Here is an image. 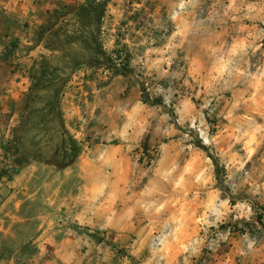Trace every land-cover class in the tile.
<instances>
[{
	"label": "rangeland",
	"instance_id": "1",
	"mask_svg": "<svg viewBox=\"0 0 264 264\" xmlns=\"http://www.w3.org/2000/svg\"><path fill=\"white\" fill-rule=\"evenodd\" d=\"M45 1L0 0V264H264V0Z\"/></svg>",
	"mask_w": 264,
	"mask_h": 264
},
{
	"label": "trees",
	"instance_id": "2",
	"mask_svg": "<svg viewBox=\"0 0 264 264\" xmlns=\"http://www.w3.org/2000/svg\"><path fill=\"white\" fill-rule=\"evenodd\" d=\"M108 2V0H105L104 2H103V9L106 7V3ZM11 47L12 48H15L16 47V44H12L11 45ZM119 58H121V53H119L118 51H115V53L113 54V56L112 57H109V59H110V61H115L116 59H119ZM144 103H146L147 101H145V100H142ZM224 168L222 167V166H220V167H216L215 169H214V173H215V178L217 179V180H219L220 179V175H224ZM256 221L258 222V223H260V224H262V215H257L256 216ZM221 228L223 229V228H225V226L224 225H221Z\"/></svg>",
	"mask_w": 264,
	"mask_h": 264
},
{
	"label": "crops",
	"instance_id": "3",
	"mask_svg": "<svg viewBox=\"0 0 264 264\" xmlns=\"http://www.w3.org/2000/svg\"><path fill=\"white\" fill-rule=\"evenodd\" d=\"M48 2H49V0L45 1L44 4L47 6ZM8 5L10 6L11 4L8 3ZM41 5H43V3H42ZM22 6H23V4H19V5L17 6L16 3H14L13 5H11V8H12L13 10L17 11L15 14H16L18 17L14 15L16 18H19V17H20V18H23V17H24L23 14H22L20 11H18V10H20V8H21ZM11 8H10V10H11Z\"/></svg>",
	"mask_w": 264,
	"mask_h": 264
}]
</instances>
